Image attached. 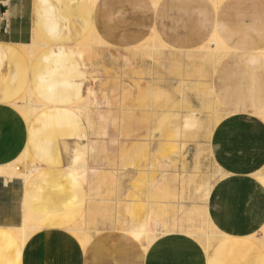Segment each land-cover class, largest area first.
I'll return each mask as SVG.
<instances>
[{"label":"crops","instance_id":"crops-1","mask_svg":"<svg viewBox=\"0 0 264 264\" xmlns=\"http://www.w3.org/2000/svg\"><path fill=\"white\" fill-rule=\"evenodd\" d=\"M159 1L0 0V165L27 154L40 170L26 185L0 175V264H204V247L180 230L139 260L137 243L125 231L101 230L84 249L69 229L90 204L89 187L69 171L68 155L91 135L87 120L71 106L90 88L93 68L78 43L93 27L120 49L154 33L181 52L197 49L214 33L227 44L230 52L213 72V93L230 113L227 122L236 119L233 114L240 119L211 138L222 175L202 211L229 236L213 243L206 264H264L262 242L247 235L264 223V190L256 176L264 167V137L253 136L264 135V125L255 115L247 120L264 108V0H222L217 7L212 0ZM34 34L42 43L30 62L22 46ZM28 89L50 104L33 105L30 124L14 106ZM25 212L43 227L23 248L9 227L18 226Z\"/></svg>","mask_w":264,"mask_h":264},{"label":"rangeland","instance_id":"rangeland-1","mask_svg":"<svg viewBox=\"0 0 264 264\" xmlns=\"http://www.w3.org/2000/svg\"><path fill=\"white\" fill-rule=\"evenodd\" d=\"M91 36L90 32L78 43L93 73L90 90L81 98L83 102L76 104L89 105L91 135L84 145L75 146L88 154L85 183L90 191V204L86 218L83 217L87 229L78 230L77 226L71 230L77 236V231L84 229L92 238L101 230L126 231L147 220L152 230L160 231L180 230L182 224L184 230H196L198 233L192 236L204 249L207 245L211 249L223 235L219 229L215 233L208 223L202 222L204 202L200 197L209 186L211 191L222 175L214 163L210 139L213 123L218 118L228 120L230 113L213 100L211 72L208 77H199L195 72L205 57L204 51L167 49V55L152 59L151 53L144 49L114 48L101 37L104 43ZM31 43L39 51L41 39L35 36ZM88 44H93L91 51ZM207 71L209 67L204 73ZM24 102L21 97L17 103ZM75 109L87 120L84 106ZM187 115L197 119L188 130L181 128ZM260 132L253 136L264 137ZM153 138L155 143L151 145ZM165 143L175 146L169 160L159 157V147ZM72 156L73 149L69 150L68 164ZM261 171L264 173V167ZM166 188L172 190L170 204L167 208L160 205L151 208L148 202ZM14 221L19 223L20 216ZM175 226L178 228L173 229ZM257 239L264 242L261 231Z\"/></svg>","mask_w":264,"mask_h":264},{"label":"bare ground","instance_id":"bare-ground-1","mask_svg":"<svg viewBox=\"0 0 264 264\" xmlns=\"http://www.w3.org/2000/svg\"><path fill=\"white\" fill-rule=\"evenodd\" d=\"M94 2H96L97 0H93ZM155 5L158 3L159 0H153ZM160 2V1H159ZM213 3H215V6H219V4L222 2V0H212ZM23 28V27H22ZM246 32V31H245ZM90 34V33H89ZM91 34L92 36L95 38L96 42H103V40L100 38V36H98V34L95 32V29L94 27L92 28L91 30ZM34 36H36L34 34ZM92 36L90 38H92ZM38 40H40L39 36H36ZM98 40V41H97ZM35 41V40H34ZM93 41V40H92ZM100 43V44H102ZM32 44V43H31ZM34 44V42H33ZM17 46H22V44L18 45L16 44ZM81 45V44H80ZM92 45L89 46V50L91 51L92 50ZM96 45V44H95ZM23 48V51L24 53L27 55V59L29 58L30 59V62L33 61L35 55L37 54L38 52V49H36L35 47L36 46H31V45H24L22 46ZM91 48V49H90ZM134 49H144L145 51L147 52H150L151 53V58L152 59H155V57L158 55V56H162L164 57L165 55H167L166 51L167 49H172L170 46H168L156 33L152 34L151 36H149L146 40H144L143 42H141L140 44L138 45H135L133 46ZM21 49V50H22ZM173 50V49H172ZM195 50H198V51H201L203 52L204 51V54H205V57L202 61H200V65L199 67L196 68L195 72L196 74H198L199 77H202V76H207L210 74L213 75V72L215 70V67L216 65L218 64V62L221 60V58L226 55V53L229 51V48L227 46V44L220 38V36L216 33H214L211 38L205 43L203 44L202 46L198 47L197 49ZM146 52V53H147ZM230 52V51H229ZM23 53V54H24ZM118 53V52H117ZM90 55V54H89ZM262 57L264 58V51L263 53H261ZM150 56V55H149ZM261 57V56H260ZM92 59V58H91ZM96 59V58H95ZM92 61V60H91ZM262 61V60H261ZM173 65L176 64V62H172ZM153 64V63H152ZM180 64V63H178ZM203 66V67H201ZM209 67V71H207V73H204ZM217 71V70H216ZM211 75V77H212ZM108 81V80H107ZM95 82V81H94ZM252 82V81H251ZM115 86V85H114ZM182 88V87H181ZM90 90V89H89ZM90 93V92H89ZM88 93V94H89ZM24 95L22 97L25 98V102L24 103H14V106L17 110V112L19 114H21L26 123L27 124H30L31 121L36 117L35 116V113L32 112V106L33 105H39V106H44V107H47V108H50V104L48 103H45L43 101H41V99H39L30 89H28L26 91V93H23ZM90 95V94H89ZM212 95H213V100H215V97H214V93L212 91ZM157 96V93H155L153 95V99H155ZM140 99V98H138ZM46 101V100H45ZM82 101V100H80ZM18 102V101H17ZM83 102V101H82ZM143 102V101H142ZM88 103V102H86ZM90 103V102H89ZM86 108L87 110V123H88V120H89V105L88 104H84V105H73L71 107H78V108H81L83 107ZM34 107V106H33ZM152 112V111H151ZM233 114V113H232ZM154 115V114H153ZM255 117L257 116L258 119L261 120V123L264 125V108L256 111L255 113H253L252 115H249L247 116V120L248 121H252L254 120V116ZM234 118L236 119H232L230 122H227L225 119L223 118H218L212 125V132H213V137L214 135L218 134L220 132L221 129H224L227 128L228 124L230 123H233V124H236L237 122V119H240V115H237V114H233ZM153 117V116H152ZM159 117V116H158ZM156 118V117H155ZM156 121V120H155ZM197 119L196 117L194 116H190V115H187L185 118H184V121L182 122L181 124V128H186L188 130L189 127L193 126L194 123H196ZM130 124V123H129ZM141 124V123H140ZM89 123L87 124V127H88ZM131 125V124H130ZM143 125V124H142ZM132 126V125H131ZM146 127V126H144ZM154 127V126H153ZM192 128V127H191ZM89 129V127H88ZM131 129V128H130ZM136 129V128H134ZM231 129V128H230ZM183 131V130H182ZM211 132V133H212ZM181 134V133H180ZM237 134V133H236ZM212 135V134H211ZM135 136V135H134ZM138 136V135H137ZM186 136V135H185ZM212 137V138H213ZM234 137L233 135V132H228L227 133V140H231L232 138ZM152 139V137H150ZM211 140V139H210ZM144 141V140H143ZM152 142L150 143L151 145L155 143V139L153 138V140H151ZM131 144V143H130ZM140 144V143H139ZM170 144L168 143H165V144H161V146L159 147V157L161 158H164V159H171L172 158V147L175 148V146H172L170 147L169 146ZM175 145V144H173ZM129 147V146H128ZM177 147V146H176ZM130 148H128L129 150ZM246 149V148H245ZM154 150V149H152ZM212 150V148H211ZM148 151V150H147ZM150 151V150H149ZM186 151V150H185ZM196 151V150H195ZM238 152V151H237ZM136 153V152H135ZM151 153V152H150ZM261 153V152H260ZM86 155L88 156V154H85L82 149L80 148H74L73 149V156H72V162L71 164H69V171L71 172V174H73V176H77L78 178H81L82 181L85 182V180H87V173H88V164H87V157ZM148 155V154H147ZM213 155V154H212ZM149 156V155H148ZM157 156V155H155ZM180 156V155H179ZM214 156V155H213ZM152 157V156H151ZM181 157V156H180ZM175 160V159H174ZM241 160V159H239ZM251 160V158H250ZM249 160V161H250ZM256 160V159H254ZM246 161V160H245ZM248 161V160H247ZM261 161V160H260ZM162 162V161H161ZM159 162V163H161ZM242 162V161H241ZM183 163V162H182ZM246 162H244L245 164ZM261 163V162H260ZM163 164V162H162ZM169 164V163H168ZM167 164V165H168ZM243 164V165H244ZM166 165V167H167ZM239 165V164H238ZM242 165V164H241ZM23 167V169L21 170V168ZM240 167V165H239ZM243 167V166H241ZM222 168V167H221ZM68 169V168H67ZM237 169H241V168H237ZM39 170V166L34 164L28 157L27 154H22L16 161L14 162H10V164H7V165H0V175H6L8 177H16V178H19L21 180L24 181V185H26L30 179H32V177L37 173V171ZM40 171V170H39ZM238 171V170H237ZM227 172V171H226ZM91 173H92V169H91ZM250 173V172H249ZM152 174V173H151ZM233 174V173H232ZM235 174V173H234ZM128 175V174H127ZM226 175V174H224ZM231 175V173H230ZM151 176V175H149ZM254 176V175H253ZM258 180H257V183H258V186L261 188V190H264V173L262 171H260L258 174H256ZM255 177V176H254ZM83 182V183H84ZM191 183V182H190ZM195 187V186H194ZM168 190H165L163 192V194L159 195V193H155V197L153 200L149 201L148 204L151 208H155V206L157 207L158 205L160 206H165L167 208V205L170 204V201L172 200L173 198V195L171 193V189L170 188H166ZM177 191V190H176ZM183 191V190H182ZM209 196H210V186L206 189L205 191V194L203 196H201V200H203L204 204L205 202L209 199ZM196 199V198H195ZM198 202V201H197ZM219 202V201H218ZM248 205V204H247ZM243 207V206H242ZM163 210V209H161ZM164 210H168V209H164ZM212 211V210H211ZM213 211H215L213 209ZM158 212V211H157ZM225 212V211H224ZM210 213V212H209ZM216 213V212H215ZM223 213V212H222ZM85 214H82L80 220H78L74 225L70 226L69 229H72L73 230V227H80V229L78 230H81L82 228L81 227H84L87 229V225H86V222L84 221V219L86 218L85 217ZM152 212L149 214L150 216ZM226 214V213H225ZM211 215V214H210ZM213 215V214H212ZM219 215V214H217ZM216 216V215H215ZM220 216V215H219ZM85 217V218H83ZM157 219V218H156ZM232 219V218H231ZM203 223H208V226L209 228H211L213 230V232L215 233H219V230H218V227H219V223L218 221L216 220H212L211 219V216H205V218L203 219L202 221ZM199 223V222H198ZM42 225L36 223L32 218L31 216L28 214V213H23L22 214V219H21V222L18 226H14V227H9L10 228V231L19 239L20 243L22 244V247L24 248L27 240L29 239V237L36 231L38 230H41ZM184 225L181 224V227L178 228L177 226H175L173 229L175 228H178L181 230L182 233L188 235V236H192L193 234H196L198 233L196 230L194 229H191V230H184L183 228ZM262 228L261 230H258V231H261V233L263 234L264 236V223L262 224ZM89 227V226H88ZM220 228V227H219ZM75 230V229H74ZM77 230V229H76ZM121 230V229H120ZM123 230V229H122ZM246 231V230H245ZM75 232V231H73ZM79 232L78 235L76 236L80 242V244L82 245V247L85 249V247L87 246H90L91 244V237L88 236V233L87 231L83 229V232L82 231H77ZM102 232V231H101ZM177 230H163V231H160L159 229H155V230H152L150 227H149V222L148 220L146 222H144L143 224H140V225H133L131 226L130 228L126 229L125 233L128 235V237H130V239L133 241V242H136L137 243V246H138V251H139V255L138 257L136 258H139V260L143 259L144 255L145 254H148L149 256L152 255V252H151V249L158 246V248H162L160 247V243H161V240L162 239H166L167 237L173 235V233H176ZM100 233V232H99ZM172 233V234H171ZM221 233V232H220ZM257 233L259 232H254V230H251V231H248L247 232V235H248V238L252 237L256 240L257 239ZM230 234V233H229ZM76 235V234H75ZM222 237H226V236H229L228 234H225V233H222ZM207 237H209L210 235L207 233L206 234ZM195 238V237H194ZM259 238V237H258ZM196 239V242L197 243H200V241H198L197 238ZM233 239V238H232ZM209 240V238H208ZM230 241V240H229ZM231 242V241H230ZM251 242V241H250ZM196 243V244H197ZM209 243V242H207ZM225 243V242H224ZM237 243V242H236ZM263 243V250H264V242ZM201 244V243H200ZM221 244V243H220ZM223 244V243H222ZM221 244V245H222ZM202 245V244H201ZM157 248V249H158ZM259 249V248H258ZM204 250V249H203ZM209 251H210V246H206L205 250H204V256H201L203 258V261H204V264H206V258L209 256ZM250 252V251H249ZM262 254V253H261ZM227 256V255H226ZM218 258V257H217ZM215 258V259H217ZM200 260V258H199ZM210 261V260H209ZM215 261V260H214ZM155 260L153 259H150L148 264H154ZM199 262V261H198ZM141 264V263H140ZM213 264V262H212ZM215 264V263H214Z\"/></svg>","mask_w":264,"mask_h":264}]
</instances>
